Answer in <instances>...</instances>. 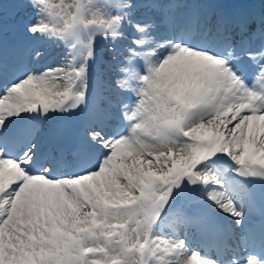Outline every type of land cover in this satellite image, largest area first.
I'll use <instances>...</instances> for the list:
<instances>
[{
    "label": "snow or ice",
    "instance_id": "obj_1",
    "mask_svg": "<svg viewBox=\"0 0 264 264\" xmlns=\"http://www.w3.org/2000/svg\"><path fill=\"white\" fill-rule=\"evenodd\" d=\"M16 3L34 15L11 45L0 17V264H264L223 222L250 208L213 171L264 179V8ZM40 38L73 62L43 63ZM97 60L115 78L92 87Z\"/></svg>",
    "mask_w": 264,
    "mask_h": 264
},
{
    "label": "bare ground",
    "instance_id": "obj_2",
    "mask_svg": "<svg viewBox=\"0 0 264 264\" xmlns=\"http://www.w3.org/2000/svg\"><path fill=\"white\" fill-rule=\"evenodd\" d=\"M215 1L216 0H195L193 2H189V1L187 2L186 1V3H187V5H188L189 8L195 10V9L204 7V6L208 5L209 3H214ZM227 1H229V0H227ZM236 1L238 2L239 0H236ZM232 8L242 9L240 6H237V5H234V4L232 5ZM242 10H246V8L245 9H242ZM248 10L249 11H253V12L254 11H257L256 9L253 8V6L250 7ZM32 15H34V10L33 9L30 10L29 16L26 15L27 19L29 17H31ZM13 34H14V32H12L11 35H13ZM14 35H15L14 37H16V33ZM7 37H8V32L5 31L4 32L5 41H6V43L8 45H11L12 42L10 41V38L8 39ZM26 38H28V36H24L22 34L16 40H23V39H26ZM40 40H41L42 46H44L46 48L48 47L49 48V51L51 53V56H46L45 57L43 63L51 62V63L54 64V66H64V67H67L69 65L68 57H69L70 52L72 51L69 46L64 45L62 43L52 44L51 41H46L44 39H40ZM99 75H101V74H99ZM102 75H103L104 79L106 81H108L109 83L115 78L114 77V73H111V72H108L107 74H102ZM8 78L11 79L13 77H8ZM95 81H96V79H95ZM53 115L56 118L58 116H60V117L62 116L61 114H53ZM75 119H77V117L74 116V115L71 116V117H65L64 118V120L67 121V122H71V121H73ZM217 175H219V174H217ZM221 179H225L226 180V182L228 183L229 188L235 194L234 195V198L241 197L247 207H252V204H250L247 201V198L244 196L245 190H247V192L250 191L252 193L251 196L253 198L255 208H257V206H258L259 207V210H264V195L261 194L259 192V190H258V186L264 185V180L263 179H259V180H256V181H252L253 187L250 188V189H245L244 187H242L240 185V181L237 180V179L228 178V177L221 178ZM253 216H256V215H253ZM228 220H230V225H234L235 224V221L232 220L231 218H228ZM262 224H264V217H262L261 221H259L257 224H254V227L253 228H249L248 226L247 227L244 226L243 229H242V232L243 233H245V232H250L251 233L250 236H249V240H252L253 241V240H256V239H261V237H263V235H264V228H262ZM170 231L172 232V229L170 227H168L167 225L164 226L161 229L162 239L163 238H167V239L174 238L173 232L171 233ZM261 245L264 248L263 242L261 243ZM262 246H259V245L258 246H253V244L252 245H249L248 244V250H250L251 252H256L258 250H263ZM238 255L242 258V256L239 253H238Z\"/></svg>",
    "mask_w": 264,
    "mask_h": 264
},
{
    "label": "rangeland",
    "instance_id": "obj_3",
    "mask_svg": "<svg viewBox=\"0 0 264 264\" xmlns=\"http://www.w3.org/2000/svg\"><path fill=\"white\" fill-rule=\"evenodd\" d=\"M187 2H193L195 0H186ZM260 0H241L239 5L241 7H251V5H255V3H257ZM264 1V0H263ZM61 2V0H52L53 4H59ZM262 2V0H261ZM216 4H221L223 5L225 3V0H216L215 2ZM0 4H2L3 7V11L0 12V17L3 18V26H4V32L7 31L8 32V39L10 38V41L13 42L15 41L17 38L20 37V35H22L18 29L17 26V21L21 18V16H23L24 19H27L26 15L29 16V12L30 10H32L31 7L27 8L23 13L19 12V8L20 5H18L16 3V0H0ZM263 7H264V2H263ZM4 8H7V10H5ZM12 32H14V34L16 33V37H14L15 35H11ZM11 35V36H10ZM30 37V34H28V38ZM15 39V40H14ZM27 39V38H26ZM40 39H44V38H40ZM63 44V43H62ZM70 47V45H67ZM111 45H109L110 47ZM71 49V47H70ZM73 53L72 51L69 54L68 57V62L69 64H71L73 62ZM104 59L107 60V56H104ZM91 80H90V85L93 87V85H95V79L99 74H107L109 71H106L105 66L99 62V60H97L96 63L91 65ZM73 114H63L64 117H70ZM235 167V165L232 164V162L230 160H227V158H225L224 161H222L220 164L217 165V167L215 169H213L214 172H216L217 174H219L218 176L221 178H235V179H239L240 180V185L242 187H244L245 189H250L253 187V183L252 181H256L259 180V178H255V177H244V176H240L237 175L236 173H234L233 171H231V167ZM264 180V179H263ZM258 190L261 194L264 195V185H260L258 186ZM248 193H251L250 191ZM252 195V193H251ZM250 211L246 214L245 220L243 225H238V226H231L232 228H234L236 230L237 233H242L241 229L243 228V226H247L248 223L251 220V214H256L258 211H253L251 210L252 207H249ZM224 223L229 224L230 220H228V218H225V220L223 221ZM171 232V231H170ZM173 232V230H172ZM171 232V233H172ZM189 242L192 243L193 248L196 247V242L194 240H192L191 238L189 239ZM202 253H205V249L200 248L199 249ZM238 252L242 253L245 256H247V252H243V250H238ZM250 252V251H249ZM264 252V250L256 252L257 254H260ZM205 254H211V255H215L214 251L210 252V253H205ZM243 257V258H244Z\"/></svg>",
    "mask_w": 264,
    "mask_h": 264
},
{
    "label": "clouds",
    "instance_id": "obj_4",
    "mask_svg": "<svg viewBox=\"0 0 264 264\" xmlns=\"http://www.w3.org/2000/svg\"><path fill=\"white\" fill-rule=\"evenodd\" d=\"M118 211V210H117ZM69 235V237L71 238V239H76L75 237H71V234L69 233L68 234Z\"/></svg>",
    "mask_w": 264,
    "mask_h": 264
}]
</instances>
